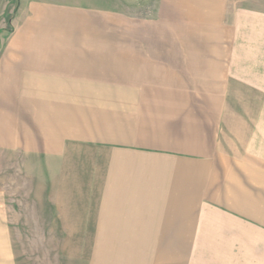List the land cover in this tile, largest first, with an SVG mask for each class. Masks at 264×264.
I'll list each match as a JSON object with an SVG mask.
<instances>
[{
  "label": "crops",
  "instance_id": "1",
  "mask_svg": "<svg viewBox=\"0 0 264 264\" xmlns=\"http://www.w3.org/2000/svg\"><path fill=\"white\" fill-rule=\"evenodd\" d=\"M116 2L0 28V150L34 162L47 237L83 240L68 264H264V0Z\"/></svg>",
  "mask_w": 264,
  "mask_h": 264
},
{
  "label": "rangeland",
  "instance_id": "2",
  "mask_svg": "<svg viewBox=\"0 0 264 264\" xmlns=\"http://www.w3.org/2000/svg\"><path fill=\"white\" fill-rule=\"evenodd\" d=\"M28 1L0 0V28L16 25L19 18L24 17ZM43 1L95 2L113 9L117 4V0ZM7 33L0 34V41ZM31 161L23 157V152L0 150V247L11 252L13 264H28L26 260L29 258L42 262L40 264H68L67 251L81 248L83 240L47 237L50 234L44 229L47 224L38 219L44 217L38 205L37 176Z\"/></svg>",
  "mask_w": 264,
  "mask_h": 264
}]
</instances>
